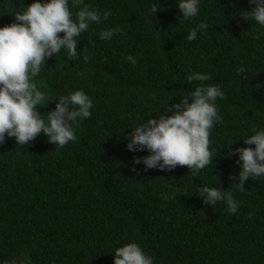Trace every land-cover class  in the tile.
<instances>
[{
    "label": "trees",
    "instance_id": "obj_1",
    "mask_svg": "<svg viewBox=\"0 0 264 264\" xmlns=\"http://www.w3.org/2000/svg\"><path fill=\"white\" fill-rule=\"evenodd\" d=\"M84 2L111 14L77 37L75 59L61 49L33 80L46 93L42 115L75 89L92 98V114L73 125L77 139L63 147L43 132L27 145L7 136L0 144V260L113 264L112 251L135 241L154 264H264V177L234 189L240 165L238 154L229 155L248 146L243 137L254 127H264V28L242 15L254 5L201 0L198 14L185 19L176 0ZM153 2L161 8L152 14ZM29 3L0 0V25ZM69 6L79 7L72 0ZM201 20L207 27L186 40ZM117 26L110 39L99 37ZM193 71L210 79L185 81ZM212 83L225 93L215 101L221 119L210 131L212 163L196 174L186 165L146 171L133 165L134 156L148 152L126 147L130 127L197 84ZM203 184L233 191L237 211L227 212L224 201L204 203L195 194Z\"/></svg>",
    "mask_w": 264,
    "mask_h": 264
},
{
    "label": "clouds",
    "instance_id": "obj_2",
    "mask_svg": "<svg viewBox=\"0 0 264 264\" xmlns=\"http://www.w3.org/2000/svg\"><path fill=\"white\" fill-rule=\"evenodd\" d=\"M72 2L79 6L76 11L70 8L69 0H31L12 13L15 19L11 23L0 25V144L7 136L15 138V145H27L43 132L55 147H63L77 139L73 125L91 116L92 98L83 89L59 94L55 107L43 115L38 110V106L45 105L46 93L37 87L33 77L45 66L46 58L64 49L68 58L75 59L77 37L93 22L99 24L111 14L107 10L101 13L84 0ZM249 3L254 6L243 11V17L251 18L264 28V0H249ZM200 4L201 0H176L179 13L185 19L195 17ZM159 8L153 2L150 12L153 14ZM206 27L201 20L187 31L185 39H196L198 31ZM119 31V26L106 28L100 31L99 37L108 40ZM61 32L63 34L59 35ZM84 58L86 60L87 56ZM126 59L136 63L131 54ZM236 71L244 72L245 68L241 65ZM209 79L208 73L199 71L185 77L190 83ZM224 95L219 83L197 84L181 95L179 102L169 104L167 101L157 116L130 127L126 147L134 152L145 149L148 152L134 156L133 165L142 163L145 171L149 168L171 170L177 165H186L196 174L211 164L215 156L209 147L210 131L221 119L215 101ZM243 140L248 146L229 151V155L238 154L236 162L240 170L231 185L240 191L244 190L247 178L264 177V127H254ZM195 188V194L206 204L214 206L224 201L230 213H235L240 206L228 188L213 184ZM112 252L113 264H154V258L135 241L125 242ZM0 264H31V259L23 256L0 260Z\"/></svg>",
    "mask_w": 264,
    "mask_h": 264
}]
</instances>
